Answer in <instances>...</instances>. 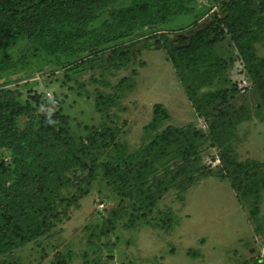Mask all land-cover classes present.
I'll return each instance as SVG.
<instances>
[{
	"label": "trees",
	"instance_id": "1",
	"mask_svg": "<svg viewBox=\"0 0 264 264\" xmlns=\"http://www.w3.org/2000/svg\"><path fill=\"white\" fill-rule=\"evenodd\" d=\"M207 1L211 5L198 0H0V79L6 77L0 84V255L49 235L95 182L110 187L119 204L99 230L86 227L93 230L90 242L95 235H109L120 222L172 231L177 216L159 210V203L172 189L184 193L209 176L201 166L207 146L217 150V175L229 180L260 230L264 161L241 158L237 147L242 123H264V56L258 52L264 42V0ZM178 20L181 24L172 25ZM226 45L236 57L225 55ZM143 47L165 50L205 130L170 123L167 107L155 103L141 144L129 150L113 109L134 88L135 67L116 84L104 83L112 91L95 86L88 92L101 118L77 129L44 94L29 89L24 96L6 87L12 73L34 61L54 63L50 74L60 69L66 85L89 70L110 71L134 62ZM237 58L247 72L250 84L244 92L252 90V103L249 96L236 103L239 86L227 72ZM56 263L69 264L63 257ZM243 264H264V257Z\"/></svg>",
	"mask_w": 264,
	"mask_h": 264
},
{
	"label": "rangeland",
	"instance_id": "2",
	"mask_svg": "<svg viewBox=\"0 0 264 264\" xmlns=\"http://www.w3.org/2000/svg\"><path fill=\"white\" fill-rule=\"evenodd\" d=\"M198 2L207 6L212 3ZM175 24L178 26L181 20L172 25ZM258 52L264 56V42L258 44ZM229 54L236 57L231 46L225 50V55ZM34 62L12 73L20 74L6 87L20 91L24 96L28 95L29 89L44 94L55 109L61 108L70 116L75 129L79 128V123H96L101 118L89 91L93 93L95 86L112 91L105 82L114 85L137 68L139 73L135 76L134 88L126 90L113 109L120 117L118 121L124 129L122 137L129 150L141 144L143 126L151 120L155 103L167 107L172 124L193 123L202 130L206 128L164 49L143 47L134 62L110 71L89 70L76 82L66 85L60 69L50 74L55 68L54 63ZM227 73L239 86L236 103L244 102L241 96H249L248 101L252 103V90L244 92L250 81L238 58ZM2 78L6 80V77ZM26 84L29 85L24 87ZM79 84L84 86L79 87ZM71 85L73 89L69 88ZM238 132L240 157L264 161V123L258 119L244 122ZM201 166L211 172L208 177L200 179L184 193L172 189L159 203V210H172L177 216L173 221L177 225L172 231L146 225L128 228L120 222L115 231L101 238L95 235L90 242L89 235L93 230H86V227L99 230L110 210L119 204V197L110 187L95 182L79 206L71 207L69 217L49 235L0 255V264H57L56 259L62 257L69 264H86V260L97 261V264H243L251 258L264 257V195L258 223L260 230L257 231L256 223L249 218L248 208L239 200L229 180L217 175L220 161L215 148H203Z\"/></svg>",
	"mask_w": 264,
	"mask_h": 264
},
{
	"label": "water",
	"instance_id": "3",
	"mask_svg": "<svg viewBox=\"0 0 264 264\" xmlns=\"http://www.w3.org/2000/svg\"><path fill=\"white\" fill-rule=\"evenodd\" d=\"M141 32H143V31H141ZM137 33H139V32H137ZM112 44H114V43L112 42V43H108V44L101 45V46H98V47L90 48V49L87 51V53H88V54H93V52H95L97 49H99V48H103V46H106V45H112ZM19 74H20V73H19ZM19 74L11 75V78H16V77H18ZM4 81H5V78H1V79H0V83H3Z\"/></svg>",
	"mask_w": 264,
	"mask_h": 264
}]
</instances>
